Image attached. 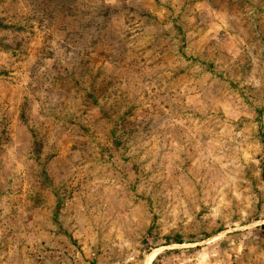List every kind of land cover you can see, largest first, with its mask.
<instances>
[{
  "label": "rangeland",
  "instance_id": "rangeland-1",
  "mask_svg": "<svg viewBox=\"0 0 264 264\" xmlns=\"http://www.w3.org/2000/svg\"><path fill=\"white\" fill-rule=\"evenodd\" d=\"M0 264H264V0H0Z\"/></svg>",
  "mask_w": 264,
  "mask_h": 264
}]
</instances>
